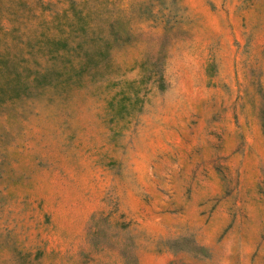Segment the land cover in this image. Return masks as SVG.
<instances>
[{"label": "rangeland", "instance_id": "1", "mask_svg": "<svg viewBox=\"0 0 264 264\" xmlns=\"http://www.w3.org/2000/svg\"><path fill=\"white\" fill-rule=\"evenodd\" d=\"M0 264H264V0H0Z\"/></svg>", "mask_w": 264, "mask_h": 264}]
</instances>
